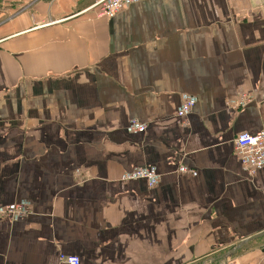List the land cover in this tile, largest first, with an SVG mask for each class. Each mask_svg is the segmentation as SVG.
I'll return each mask as SVG.
<instances>
[{
  "label": "crops",
  "instance_id": "obj_1",
  "mask_svg": "<svg viewBox=\"0 0 264 264\" xmlns=\"http://www.w3.org/2000/svg\"><path fill=\"white\" fill-rule=\"evenodd\" d=\"M95 1L20 0L10 20L19 0H0V206L32 210L0 219V264H203L244 240L208 264H264V167L250 177L234 149L264 129V0H143L111 18ZM150 165L154 188L121 179Z\"/></svg>",
  "mask_w": 264,
  "mask_h": 264
},
{
  "label": "built area",
  "instance_id": "obj_2",
  "mask_svg": "<svg viewBox=\"0 0 264 264\" xmlns=\"http://www.w3.org/2000/svg\"><path fill=\"white\" fill-rule=\"evenodd\" d=\"M141 1L143 0H96L86 11L96 8L97 17L111 18L130 4ZM254 100L255 96L253 94H243L240 97L228 99L226 103L232 109H241ZM196 102L197 98L193 95L185 94L183 96L177 114L180 116L184 126L190 124V115L194 110ZM146 126L147 124L139 118H133L129 123L128 129L133 132L143 130ZM234 149L237 158L240 160L247 174L250 177H254L257 171L264 167V129L256 132L243 131L238 133L234 140ZM179 172L194 174L196 170L183 165L179 168ZM121 179L123 181L145 179L149 187L154 188L159 184L161 174L158 172L156 166H138L133 170L125 172ZM28 207L25 203L0 206V219L24 218L28 214ZM60 259L66 264H81V258L77 255L61 253Z\"/></svg>",
  "mask_w": 264,
  "mask_h": 264
},
{
  "label": "rangeland",
  "instance_id": "obj_3",
  "mask_svg": "<svg viewBox=\"0 0 264 264\" xmlns=\"http://www.w3.org/2000/svg\"><path fill=\"white\" fill-rule=\"evenodd\" d=\"M22 5H23V3L22 2H20V0H19V2H12L11 3V5L9 6V9H11V11H10V13H13V16L11 17L10 16V20H12L14 17H15V15L17 14V15H19L21 12H23V11H25L26 10V8H23L22 7ZM0 8H2V9H6V6L4 5V4H0ZM8 9V8H7ZM1 14H3V12H2V10H0V15ZM177 117L179 118V119H181L180 118V116L177 114ZM181 124L182 125H184V123L181 121ZM191 125V122H190V124L188 125V126H190ZM147 127L148 126H146L143 130H137V131H133V132H131L129 129H128V131L130 132V133H145L146 131H147ZM186 127V126H185ZM147 182V181H146ZM17 203H23V202H17ZM17 203H13V204H17ZM31 207L29 206L28 207V214L27 215H29L30 213H31ZM15 219H18V218H15Z\"/></svg>",
  "mask_w": 264,
  "mask_h": 264
},
{
  "label": "water",
  "instance_id": "obj_4",
  "mask_svg": "<svg viewBox=\"0 0 264 264\" xmlns=\"http://www.w3.org/2000/svg\"><path fill=\"white\" fill-rule=\"evenodd\" d=\"M264 236V232H261L259 234H256L255 236H253L250 239H257L260 237ZM247 242V240L242 241L241 243H239L238 245H236L234 248H232L231 250H229L227 253L221 255L218 258H211L209 261H205L203 264H208V262H216L218 259L222 260L225 258H229L232 257L233 255H235L237 253V251Z\"/></svg>",
  "mask_w": 264,
  "mask_h": 264
}]
</instances>
